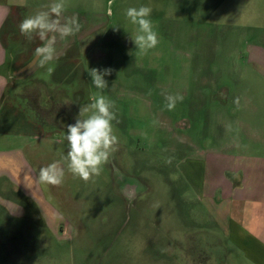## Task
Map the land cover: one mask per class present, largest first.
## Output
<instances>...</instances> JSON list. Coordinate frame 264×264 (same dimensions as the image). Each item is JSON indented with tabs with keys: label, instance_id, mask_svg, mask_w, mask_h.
Instances as JSON below:
<instances>
[{
	"label": "rangeland",
	"instance_id": "rangeland-1",
	"mask_svg": "<svg viewBox=\"0 0 264 264\" xmlns=\"http://www.w3.org/2000/svg\"><path fill=\"white\" fill-rule=\"evenodd\" d=\"M9 1L7 26L19 43L25 38L19 23L51 0ZM67 3L65 15L82 25L67 38L77 43L51 65L53 78L41 73L6 94L0 154L13 151L10 158L28 162L36 174L61 160L67 126L94 94L115 103L118 148L88 182L71 174L61 186L28 181L32 198L26 188L1 183L0 264H183V252L171 257L168 246L188 243L187 231L214 228L187 180L188 161L226 150L235 160L264 157V0ZM141 5L152 8L159 38L146 54L125 18L128 7ZM41 43L30 44V51ZM91 68L112 69L102 93L91 83ZM176 93L183 101L169 111L164 94ZM227 114L228 135L219 128ZM244 122L261 137H243ZM128 187L137 188L131 199Z\"/></svg>",
	"mask_w": 264,
	"mask_h": 264
},
{
	"label": "crops",
	"instance_id": "crops-1",
	"mask_svg": "<svg viewBox=\"0 0 264 264\" xmlns=\"http://www.w3.org/2000/svg\"><path fill=\"white\" fill-rule=\"evenodd\" d=\"M13 6L9 0H0V104L10 89L30 84L41 73L51 79L56 70L54 68L49 74L46 68L33 63L30 44L40 42L38 38L30 43L25 37L16 43L17 33L7 26L11 22ZM76 43L68 39L58 42V59L70 52ZM41 82L39 86H43ZM230 103L226 101L224 107ZM220 106L223 105L220 103ZM227 115L228 120L219 121V128L228 135L232 130V116ZM250 125L249 122L243 123V137L260 138L252 132ZM4 136L0 133V138ZM233 152L220 151L214 157L188 161L185 168L187 180L196 199L207 209L214 228L208 232L196 231L197 238L192 237L196 232L187 231L188 243L172 242L168 246L166 250L171 257L175 252H183V264H264V157L226 158L234 156ZM11 153L13 151L0 154V185L11 182L10 186L24 189L25 183L36 181L37 174L26 161L17 165L10 158ZM27 172L29 174H24ZM27 190L24 194L32 198ZM203 233L209 236L200 237Z\"/></svg>",
	"mask_w": 264,
	"mask_h": 264
},
{
	"label": "clouds",
	"instance_id": "clouds-1",
	"mask_svg": "<svg viewBox=\"0 0 264 264\" xmlns=\"http://www.w3.org/2000/svg\"><path fill=\"white\" fill-rule=\"evenodd\" d=\"M67 7V0H51L18 25L20 34L29 41L38 38L42 42L35 48L33 63L40 68H46L49 74L54 71L51 65L58 60V42L77 35L82 28L76 15H65ZM151 13L152 8L145 5L128 7L125 10L126 20L135 26V35H131V39L137 49L145 54L159 43L158 33L150 19ZM87 71L96 89L102 93L108 88L105 76L111 75V68H91ZM164 95L165 107L169 111L183 101V96L179 93ZM114 109V101L103 94H94L90 103L81 105L75 123L67 126L63 137L67 142V153L61 160L41 167L35 180L40 184L61 186L66 174L84 182L98 177L119 144L113 126V121L118 122ZM157 123L159 122L154 119L153 124ZM167 163H171V159ZM25 185L31 187L29 183ZM126 195L129 199L133 198L132 192H127Z\"/></svg>",
	"mask_w": 264,
	"mask_h": 264
},
{
	"label": "flooded vegetation",
	"instance_id": "flooded-vegetation-1",
	"mask_svg": "<svg viewBox=\"0 0 264 264\" xmlns=\"http://www.w3.org/2000/svg\"><path fill=\"white\" fill-rule=\"evenodd\" d=\"M127 192H132L133 195H135L137 193V188L136 187L135 188H132V187L126 188L125 191H124V194H125L126 197H127V195H126Z\"/></svg>",
	"mask_w": 264,
	"mask_h": 264
}]
</instances>
